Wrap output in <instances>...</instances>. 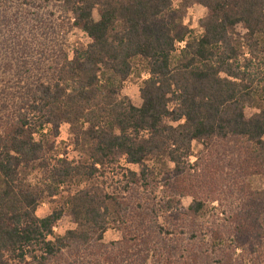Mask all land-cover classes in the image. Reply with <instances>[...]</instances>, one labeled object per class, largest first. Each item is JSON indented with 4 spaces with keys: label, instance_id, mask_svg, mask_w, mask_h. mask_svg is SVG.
Returning <instances> with one entry per match:
<instances>
[{
    "label": "trees",
    "instance_id": "1",
    "mask_svg": "<svg viewBox=\"0 0 264 264\" xmlns=\"http://www.w3.org/2000/svg\"><path fill=\"white\" fill-rule=\"evenodd\" d=\"M69 13L89 38L71 57ZM1 51L0 264H264V0H0ZM64 187L66 210L37 216Z\"/></svg>",
    "mask_w": 264,
    "mask_h": 264
},
{
    "label": "rangeland",
    "instance_id": "2",
    "mask_svg": "<svg viewBox=\"0 0 264 264\" xmlns=\"http://www.w3.org/2000/svg\"><path fill=\"white\" fill-rule=\"evenodd\" d=\"M181 2H182V0H179V6H180ZM190 8L192 9L193 14L189 13V11L187 10L186 15L184 17V20H185V18L187 19V23H184V24H186L190 28L194 29L195 32L197 34H199V33H201L199 21H200V19H202L206 15L207 9L202 6L203 11H201V5H194ZM197 13H199V14L196 15ZM67 16L69 17V21H68V19L64 18V15H63L62 22L65 23L66 26L68 27L67 30L64 31V35H65V39H66V50L68 52V55L71 57L72 52H73L72 50L76 47L86 45L89 42V38L83 32L79 31L78 29L72 28V22H73L72 14L69 13ZM98 19H99V13L97 10H94L93 20L97 21ZM69 22H70V25H69ZM193 25H195V26H193ZM237 29H238V31L241 30L240 27H238ZM2 51L0 52L1 56H2ZM8 77H11V76L8 75ZM145 77H147L146 73H142L140 76H137L134 74V75H131L123 83L121 95L128 97L130 99V101L135 106H140L142 104V99L140 97L139 88L142 84V80L145 79ZM254 112L255 111L253 109H250V108H247L245 110V114L247 117L251 116ZM64 125H66V127L64 128L65 138L59 139L58 142H61L63 144V146H66V149L68 150V155L70 158H76L79 153L77 151H75L73 149V146L71 145L70 125L69 124H64ZM60 136H61V128H60L59 137ZM200 148H201L200 144H198L197 142L193 143L192 149H193L194 154H197V152L200 150ZM190 158H194V159H190L191 162H194L196 160V156H192ZM160 163L161 162L158 163L157 161L150 162L151 165H155V166H160L161 165ZM121 165L129 168L130 170H132L134 172H139V170H140L139 166H137V165H131L130 166V165L125 164L124 161H122ZM171 165H172L171 163H167V167L170 169L173 167ZM248 186L252 190H264V176H262V175L252 176L251 178L248 179ZM161 189L162 188L157 190V194H160ZM73 192H74V189L68 190L64 187L61 190L60 194L56 195L53 199L44 200V202H42L40 204V206L46 204L48 206V208L45 209L44 214L42 216H39V217H45V216L49 215L54 206H59V207L65 208V210H66L68 198L71 194H73ZM191 200L192 199L190 197H187V198L182 199V203H183V205L188 206L191 203ZM64 214L65 215L62 216V218L56 223V225L58 227L59 226L63 227V225H72V224L75 225L70 214L67 213V211H65ZM73 228L72 227L65 228L62 234L56 233V232L55 233L57 235H64L67 230H70ZM121 236H122L121 232H119L116 225L111 222L108 230L104 234L103 242L107 243V244H109L111 242H116V241H119L121 239ZM147 264H152V263L149 261Z\"/></svg>",
    "mask_w": 264,
    "mask_h": 264
},
{
    "label": "clouds",
    "instance_id": "3",
    "mask_svg": "<svg viewBox=\"0 0 264 264\" xmlns=\"http://www.w3.org/2000/svg\"><path fill=\"white\" fill-rule=\"evenodd\" d=\"M171 6L173 8H178L179 7V0H171ZM189 13H192V9H188ZM201 11H203V8L201 6ZM193 14V13H192ZM199 13H197L196 15H198ZM184 23H187V19L185 18L184 20ZM195 26V25H193ZM203 30L201 29V32ZM175 43H178L180 45V47H183L184 46V42L183 41H176ZM147 78V77H145ZM66 127V125L62 124L61 125V136L57 138V140L59 139H62V138H65L64 136V128ZM35 136V134H33ZM190 159H194V158H190ZM131 166V165H130ZM171 166H174V165H171ZM134 167V166H133ZM48 206L46 204L42 205V206H38L37 209H36V212L35 214L37 216H42L44 214V210L47 209ZM62 215H65L64 213H62ZM67 227H75V225H63V227H58L57 225H53V232H56V233H60L62 234L64 229L67 228ZM47 239H52V236H48ZM237 251H239V249H237Z\"/></svg>",
    "mask_w": 264,
    "mask_h": 264
}]
</instances>
